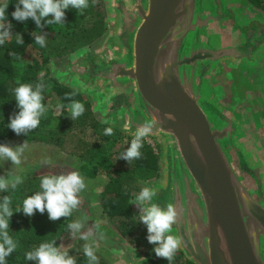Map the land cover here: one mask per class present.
<instances>
[{
  "label": "water",
  "instance_id": "obj_1",
  "mask_svg": "<svg viewBox=\"0 0 264 264\" xmlns=\"http://www.w3.org/2000/svg\"><path fill=\"white\" fill-rule=\"evenodd\" d=\"M107 4L103 41L63 61L55 77L96 97L98 114L132 140L151 124L141 142L157 141L161 173L138 216L171 203L166 235L192 264H264V12L244 0ZM244 83L247 103L235 95L224 104Z\"/></svg>",
  "mask_w": 264,
  "mask_h": 264
},
{
  "label": "trees",
  "instance_id": "obj_2",
  "mask_svg": "<svg viewBox=\"0 0 264 264\" xmlns=\"http://www.w3.org/2000/svg\"><path fill=\"white\" fill-rule=\"evenodd\" d=\"M245 3L264 12V0H244ZM7 4L6 9L7 19L4 21L5 29L9 31V37L0 44V146L5 142L18 136L27 141L37 140V135L48 124V119L45 115L46 109L50 100L55 97L62 103V112L59 116L58 127L65 138H69L78 129L89 127L98 131L99 129H108V126L102 125L94 119V111L90 97L84 93L75 91L70 86L63 85L57 81L50 71V59L43 54V50H50L51 54L57 58H63L70 53L77 52L88 45L96 43L107 31V25L102 17L101 12L95 11L94 0H86L87 6L83 9H77L69 6L64 10V17L59 25L49 24L48 21H54L55 17L49 18L40 23L38 29H34L37 24L32 18H28L30 24L28 27L26 22H20L12 17V13L19 5V0H7L5 3H0V6ZM22 8V5H20ZM38 15V13H37ZM90 17L89 21L85 18ZM10 25V27H9ZM63 29L67 30L63 38H59L57 34H61ZM2 31V30H0ZM19 36L23 43H17L16 38ZM37 37L43 39V45L37 43ZM39 48L44 55L42 60L34 58L30 65H25L23 70L19 69V64L23 61V56L27 53L30 46ZM28 83L32 86V90H40V95L43 97L42 104L45 111L41 114L39 126L36 129L22 132L17 135L11 130L8 125L10 119L15 118L20 111L15 100L14 89L20 84ZM74 102H80L84 106V112L75 118L72 122L70 106ZM36 134V135H35ZM123 134V133H122ZM35 135V137H34ZM123 137L132 140L130 137L123 134ZM112 138L111 135L102 137L104 142H108ZM39 142L41 141L38 140ZM58 142V141H56ZM143 147L139 149L141 157L132 160L130 163L120 156L123 163L130 165L127 169L115 170L116 178H112L111 182L106 187L104 195L115 194L108 197L112 200L106 206L110 210L112 219L121 217L124 220L119 226L120 231L125 237H130L135 234L139 225L134 223V215H132V200L133 192L137 191L139 181H148L151 176L157 175L160 171V156L155 153L153 148L146 141L141 142ZM57 144V143H56ZM123 150L119 152V155ZM95 158H91L93 161ZM100 161L105 168H109L111 161L109 158L100 157ZM118 159V160H120ZM89 160V161H90ZM121 161V160H120ZM132 166V167H131ZM95 167V166H94ZM89 167L87 164L80 168V172L87 178L95 179L98 177L99 170ZM131 167V168H130ZM124 170V171H123ZM22 184H19L16 189L8 185L6 190H0V208L4 204V198L10 197L11 204L9 205L13 215L7 217L9 221L7 233L8 236L16 244L14 251L4 258L5 264H39L38 260H27L26 253L36 249L41 243H53V246L58 248L61 253L64 252L62 240L69 234L72 224V216L61 217L58 220H50L47 210L43 214L35 211L33 215L28 216L23 212V201L28 196H33L37 192H41V180L32 181V174L21 177ZM112 208V210H111ZM108 209H106V212ZM2 242V240H0ZM140 247L152 249L150 253L151 264H192L187 261L184 255L178 250L179 256L173 257L172 261L166 258L157 257L154 251V245L146 241ZM71 257L74 264H107L102 258L96 257L92 259L87 255H67ZM179 257L184 259V263L179 262Z\"/></svg>",
  "mask_w": 264,
  "mask_h": 264
},
{
  "label": "clouds",
  "instance_id": "obj_3",
  "mask_svg": "<svg viewBox=\"0 0 264 264\" xmlns=\"http://www.w3.org/2000/svg\"><path fill=\"white\" fill-rule=\"evenodd\" d=\"M22 5V8L20 7ZM69 6L77 9H83L87 6L86 0H19V5L12 13L13 19L23 22L28 18L35 20L39 26L41 18L52 15L55 17L54 21H48L49 24L59 25L64 17V10ZM8 5L0 6V44L9 37L10 33L5 29L4 21L7 19L6 9ZM39 13V15H37ZM10 27V25H9ZM17 43H23L22 39L17 36ZM37 43L43 45V39L37 37ZM15 100L20 109L15 118L10 119L8 127L17 135L22 132L36 129L40 123V116L45 111L42 104L43 97L40 95V90H32V86L28 83L20 84L14 89ZM71 115L73 119L80 116L84 112V106L80 102H74L70 106ZM107 123V121H105ZM151 130V124L139 128L134 133V138L131 142V147L128 148L122 158L129 161L139 159L141 152L139 149L143 147L141 138L148 136ZM113 134V130L108 128L105 130V135ZM25 147H18L15 150L9 146H0V157H6L11 162L19 166L21 165V156L25 152ZM50 162V161H46ZM9 183L13 189L19 184L23 183L22 178L17 175L12 180L6 181L0 178V190H6ZM41 192H37L33 196H28L23 201L24 214L31 216L35 211L41 214L47 210L50 220H58L61 217L71 215L72 210L80 203L78 193L86 188L84 178L78 171H74L67 176H45L41 180ZM155 195L154 190L148 187L142 188L136 196L135 203L143 204L146 201H151ZM11 198L5 197L4 204L0 208V264H5L4 258L9 256L16 244L8 236L7 229L9 221L7 217H11L13 212L9 205ZM145 214L141 216L142 222L147 225L148 242L158 244L154 249L157 257L166 258L172 261L175 253L178 251L180 240L175 235H166L171 232L172 225L176 222V212L173 205H168L167 211L162 210L157 205L153 204L151 207L144 209ZM70 228H79L78 223L70 224ZM86 239V237H85ZM54 243V242H53ZM53 243H41L33 251L26 253L27 260H38L39 264H74L71 257L66 258L67 252L61 253L58 248L53 246ZM85 255L96 259L90 247L85 248Z\"/></svg>",
  "mask_w": 264,
  "mask_h": 264
},
{
  "label": "rangeland",
  "instance_id": "obj_4",
  "mask_svg": "<svg viewBox=\"0 0 264 264\" xmlns=\"http://www.w3.org/2000/svg\"><path fill=\"white\" fill-rule=\"evenodd\" d=\"M7 0H0V3H5ZM95 2V11L101 12L102 17L107 25V31L101 37L96 43L88 45L87 47L74 52L70 53L68 56L63 58H57L56 55L51 54L50 50H43V54L45 56H48L50 59V71L53 75V77L56 79V72L59 70V64H61L65 60H69L76 55L82 53L83 51H87L91 48H93L95 45L100 44L104 38V36L108 33V24L110 22V14L108 10V4L107 0H94ZM39 15V13H38ZM52 18V15H49L47 17L41 18L40 23ZM90 17L88 16L85 18V21H89ZM26 25L28 27L30 24L29 19L25 20ZM40 27L36 24L34 26V29H38ZM65 29L61 31V34H57L59 38H63L64 35H66ZM41 57V52L39 48L35 46H30L27 53L23 56V61L19 64V69L22 71L25 65H30L32 60L34 58L42 60L43 55ZM58 65V68H57ZM57 80V79H56ZM59 81V83L62 81ZM63 85H66L62 83ZM243 89L235 90V92L230 96L231 101L229 100L227 103H224L225 100L222 101V103L227 105H234L235 102V95L240 97V103L242 105H245L248 101L247 96L250 93V86L247 83L242 84ZM71 89L78 91L76 87H70ZM82 92L90 97L91 103H92V109L94 111V119L98 122H100L102 125L108 126V128H111L113 130V134H111L112 138L108 140V142H104L102 137L105 135L104 129H99L96 131L95 129H91L89 127H86L84 129H78L75 131V133L70 136L69 138H65L63 136H66V134H62L59 127H58V121L59 116L62 112V103L53 97L50 100V103L48 105V109L45 111V115L48 119V124L46 127L40 131V133L36 136L37 140L34 141H27L24 140L22 137H14L11 140L4 143L3 146H9L15 150L18 147H25V152L21 156V165L16 166L14 165L11 160L7 159L6 157H0V178H3L6 181L12 180L15 176L19 175L20 177L32 174V181L40 180V178H43L45 176H60L65 175L78 171L80 174V168L84 165H88L89 167L95 166L99 170L98 177L94 180H86V188L82 189L80 193H78V199L80 200V203L83 204V201H85L86 197H92L94 198L89 199L91 202H94L95 205V223L92 225L91 228H89L88 234L92 232V230H98L101 226H103L100 230H108L109 233L112 234L115 237H118V230L121 223L124 221L123 218L117 217L112 220H108L107 216L102 213V209L99 208L98 203H96V197L105 189L107 185L111 182L112 178H116L115 170H122L127 169L130 165L123 163V160L120 159V156L124 155L128 148L131 147L132 140H129L128 138L123 137V134L121 132V128L117 124L112 123H105V120L102 118L100 114H98V106L100 104V101H97L96 97H93L90 95L86 90H82ZM71 112V110H69ZM75 119L73 117L71 118V121L73 122ZM36 135V134H35ZM34 135V137H35ZM46 141L44 142H39ZM58 141V142H56ZM147 144H149L155 153L159 154L160 156V166H161V149L158 145L157 141L153 140L152 138L148 137L145 139ZM57 143V144H56ZM123 150V153L119 155V152ZM100 157H105L110 159V167L105 168L102 163ZM91 158H95L93 161H91ZM120 159V160H118ZM90 160V161H89ZM50 161V162H46ZM132 167V166H131ZM130 167V168H131ZM123 170V171H124ZM161 173V167L160 171L158 173V176L156 179H153L156 175H153L150 177L148 181L141 182L139 181L138 189L137 191L133 192V199H136L135 195H138L139 192L144 187H149L150 184L155 183L160 176ZM10 184V183H9ZM111 195L115 194H109L108 197H111ZM135 197V198H134ZM135 200H132V213H136L135 221L139 225L138 231L129 237V239H132V242L134 241V245L137 247H140V243H146L148 240V231H147V225H145L143 222H139L137 220L138 213H140V203L133 202ZM80 203L77 205L80 206ZM86 205V203H85ZM112 210V208H111ZM107 214L110 215V210L108 208ZM132 214V215H133ZM139 219V218H138ZM99 231V230H98ZM121 232V231H120ZM121 239V238H120ZM93 239L88 240V244L93 247ZM96 242H99L98 240ZM126 244V243H125ZM155 248H157L158 244H152ZM95 247L97 251L103 256L106 257L103 254V251L100 250L98 245L95 243ZM141 248V247H140ZM95 249V248H94ZM144 249V247H142ZM143 254V253H142ZM107 258V257H106ZM107 260L111 262L108 258ZM180 263H184V259H179Z\"/></svg>",
  "mask_w": 264,
  "mask_h": 264
},
{
  "label": "flooded vegetation",
  "instance_id": "obj_5",
  "mask_svg": "<svg viewBox=\"0 0 264 264\" xmlns=\"http://www.w3.org/2000/svg\"><path fill=\"white\" fill-rule=\"evenodd\" d=\"M94 166H92L93 168ZM95 168V167H94ZM84 179L86 180H94L91 178H87L85 177L82 173L80 174ZM158 176V174L153 178L156 179ZM96 179V178H95ZM106 192V190L104 189L97 197H96V203H98V206L100 209H102V213L105 214L108 218V220H112L113 219L110 217V215L107 214L106 209H108V206H106V204L112 200L109 198L108 201V195H104V193ZM137 196V195H135ZM87 199L85 201H83V204L80 203V206L76 207L75 209H73V216H72V224L74 223H78L80 225L79 228H71L69 234L62 240V247L64 248V252H67V255H71V256H75V255H83L85 254V248L86 247H90L91 250L93 251V255L95 257H100L102 258L107 264H113L111 262H109L107 260L106 257H103L96 249L95 247V243L98 240L100 243L103 244V247L107 250H111L115 253H117V256L120 258V261L124 264H137V258L132 254V252L129 249H124L126 248L125 245H122L119 240L117 238H115V236H113L112 234L114 233H109L108 230H100L103 228V226H101L98 230H92V232H90V234H88L89 228L92 227V225L95 223V225L97 224V222H95V205L94 202H91L89 199L94 198V196L92 197H86ZM135 198V197H134ZM135 200V199H133ZM86 203V205H85ZM134 218H136V213L133 214ZM139 218V219H138ZM126 220V219H123ZM135 220V219H134ZM137 220H139V222H142L141 218L138 216ZM138 221H134V223H136ZM86 237V239H85ZM118 237L122 239V241H124V243H126V245L131 246L133 249L136 250V252L139 253V255L143 258V260L147 263V264H151V256L150 253L152 251V249H147L146 247H144V249H142V247H137V245H134V241L132 242V239H129V237H125L124 234L122 232H120L118 230ZM93 239V247H91L88 244V240ZM144 243V242H143ZM140 243V244H143ZM101 244V245H102ZM129 247V248H131ZM155 247V246H154ZM95 248V249H94ZM155 249V248H154ZM143 253V254H142ZM175 256H179L178 251L175 253ZM88 257V256H87ZM90 258V257H89ZM179 259H181L179 257Z\"/></svg>",
  "mask_w": 264,
  "mask_h": 264
}]
</instances>
